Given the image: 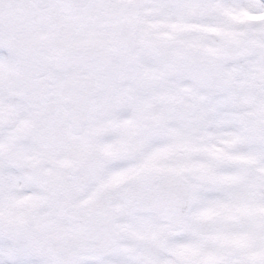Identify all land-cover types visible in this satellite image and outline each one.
Wrapping results in <instances>:
<instances>
[{
  "label": "snow or ice",
  "instance_id": "snow-or-ice-1",
  "mask_svg": "<svg viewBox=\"0 0 264 264\" xmlns=\"http://www.w3.org/2000/svg\"><path fill=\"white\" fill-rule=\"evenodd\" d=\"M0 264H264V0H0Z\"/></svg>",
  "mask_w": 264,
  "mask_h": 264
}]
</instances>
